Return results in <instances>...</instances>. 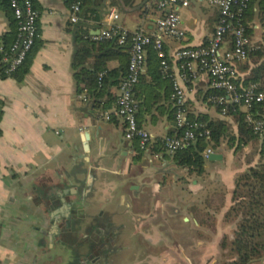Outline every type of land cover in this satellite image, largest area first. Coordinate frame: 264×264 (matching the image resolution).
I'll return each mask as SVG.
<instances>
[{
  "label": "crops",
  "instance_id": "1",
  "mask_svg": "<svg viewBox=\"0 0 264 264\" xmlns=\"http://www.w3.org/2000/svg\"><path fill=\"white\" fill-rule=\"evenodd\" d=\"M103 2L100 19L82 25L90 36L105 27L112 9L113 26L153 31L158 13L152 0H131L129 6L122 0ZM33 4L39 12L38 37L28 72L20 82L13 76L0 79V264H104L97 248L100 223L110 226V260L105 264H137L147 257L149 264H218L220 243L233 239L238 221L228 218L235 179L264 161L260 141L238 152L223 143L213 152L221 159H204L201 176L177 168L162 153L153 155L150 146L136 158L134 142L124 139L115 113L121 61L108 63L120 75L104 83L101 100L78 94L72 64L79 46L69 21L70 1ZM218 18L212 0H190L182 10L185 37L180 43L166 42L173 76L179 74L174 50L205 44ZM245 21L249 54L237 65L239 80L264 63V0H251ZM12 30L11 18L0 9V46ZM149 82L144 76L139 85L142 103V89L149 90ZM182 84L190 115L224 120L237 135L233 120L205 101L210 89L205 75ZM153 85L158 102L152 108L143 105L139 124L157 140L174 126L169 102L160 100L171 83ZM111 98L110 108L103 109ZM85 132L90 137L87 149ZM251 264H264V257Z\"/></svg>",
  "mask_w": 264,
  "mask_h": 264
},
{
  "label": "trees",
  "instance_id": "2",
  "mask_svg": "<svg viewBox=\"0 0 264 264\" xmlns=\"http://www.w3.org/2000/svg\"><path fill=\"white\" fill-rule=\"evenodd\" d=\"M70 5L73 0H69ZM81 10L78 14L80 21L75 25L76 37L78 42V49L73 60L72 68L74 71V80L78 86V94H87L88 97L93 98L95 102L101 100L103 97L104 83L109 80H113L119 77L120 69L123 76L127 70L128 64V47L117 46L114 41L102 40L94 41L92 36L89 35L88 30H85L82 25L86 21H98L100 19V12L104 8L105 4L103 0H80ZM124 5H131V0H122ZM251 0H247L246 7L242 12L235 16L231 20L232 27H241L245 30L248 36V28L246 26L245 16L250 8ZM151 8L155 9V5L152 0ZM0 9H2L11 18V26L13 30L4 36L5 41L0 46V59L3 54L8 51L10 45L14 41L16 33V21L14 19L12 10L8 0H0ZM236 8H234V12ZM230 33L227 34V39L230 40ZM208 42V41H207ZM207 42L205 44H207ZM203 44V45H205ZM35 52V45L32 51L24 61L23 65L11 76L22 81L27 74L31 59ZM165 60L167 62V72L164 71L161 66L162 58H160L151 46L147 47L146 56V74H142L133 89L134 100L136 103V119L140 126L139 116L143 109V105L146 107H154L157 104V98L154 95V85L161 80L171 83L169 91L163 96L164 99L169 102L172 110L170 116L173 120V129H171L166 137L179 138L185 129H192L194 126H198L196 132L208 131V135L204 137H197L194 141H191L187 146L183 147L179 151L172 155H166L163 146L162 139L152 140L150 150L153 155L164 154L170 158L173 164L180 169L187 170L190 174L201 176L204 174V154L207 150L215 152L219 149L223 143H226L228 148H234L238 152L243 146L249 142L259 140L258 135L252 129V126L246 121V114L241 105L224 104L218 105L210 101L211 97L222 96L223 92L219 90L209 89L205 93V101L213 104L217 112L223 117H230L237 125V135H233L228 123L224 120H210L205 115H190L187 112L186 121L188 126L185 128H176L174 123L175 109L170 100L172 94V81L169 75L172 73L169 70V57L164 45ZM249 54V53H248ZM113 59H119L121 61V68L119 70H110L108 63ZM239 65V63H237ZM165 72V73H164ZM167 74V75H166ZM144 76L149 78V90L142 89L144 93V102L137 96L139 85L143 81ZM250 77L245 80H239V89H245L249 85L255 86L256 93H262L264 95V63L260 64L256 69L252 70ZM0 77L3 75V66L0 67ZM186 80H192L191 76H187ZM143 95V94H142ZM114 102V99L108 100L107 103L102 105L103 109L110 108V104ZM187 104V103H186ZM225 109V113L222 115V110ZM187 110V109H186ZM251 117L254 121H260L264 124V100L260 103L253 104L251 107ZM193 130V129H192ZM134 142V148L136 150V158L143 153V150L139 149L138 143ZM261 157L264 158V147L261 146ZM232 199L234 205L231 208L228 218L232 220H238L235 230L233 232V239L228 240L224 238L220 243V249H229V258L222 264H251L253 261L261 260L264 257V161L261 160L260 164L255 167H249L244 173L238 175L235 179V188Z\"/></svg>",
  "mask_w": 264,
  "mask_h": 264
},
{
  "label": "built area",
  "instance_id": "3",
  "mask_svg": "<svg viewBox=\"0 0 264 264\" xmlns=\"http://www.w3.org/2000/svg\"><path fill=\"white\" fill-rule=\"evenodd\" d=\"M8 1L16 21V33L8 51L0 59V67L3 66L5 77L14 74L32 51L38 37L37 21L39 18V12L35 9L33 0ZM212 2L219 10V18L207 44L196 48L178 46L172 55L179 70L177 77L168 76L172 81L170 100L175 109V126L179 129L188 126L186 121L187 93L182 82L188 81L186 80L188 75L192 78L197 74H203L207 77L210 89L223 92L222 96L211 97L210 101L218 105H241L246 114V121L252 126L261 146L264 147V124L254 121L250 113L252 105L262 102L264 95L256 93L254 85H249L242 90L238 88L240 81L237 63L247 60L249 39L243 28L232 27L231 20L242 12L247 0H212ZM153 3L158 16L154 21L152 32H147L143 28L129 32L121 27L113 26L115 11L112 9L106 16L105 27L99 31L98 35L92 36L94 41H114L117 46L128 47L127 70L118 87L115 113L123 123L124 139L129 142L136 141L139 149L143 151L147 150L153 139L145 129L138 125L133 89L144 73L148 46H151L153 51L162 58L161 66L167 72L164 45L167 41L180 43L184 39L185 33L181 28L180 14L189 6L190 0H153ZM234 8H236L235 12ZM80 10V0H73L70 5V23L76 24L80 21L78 16ZM228 33H230V40L227 39ZM224 113L225 109L222 110V115ZM192 129H185L179 138H164L162 146L165 153L172 155L197 137L209 134L208 131L197 133L196 130L199 128L196 125ZM212 153L210 149L207 150L204 159L206 160Z\"/></svg>",
  "mask_w": 264,
  "mask_h": 264
},
{
  "label": "flooded vegetation",
  "instance_id": "4",
  "mask_svg": "<svg viewBox=\"0 0 264 264\" xmlns=\"http://www.w3.org/2000/svg\"><path fill=\"white\" fill-rule=\"evenodd\" d=\"M90 227L84 228V231L87 233L89 232ZM98 232H102L101 234V240L99 238V241L97 242V248L99 249V254L101 255V262L107 263L109 261V250H110V243H109V232H110V226L104 223H100L98 226ZM97 232V233H98ZM137 264H149V257L142 258L138 261Z\"/></svg>",
  "mask_w": 264,
  "mask_h": 264
},
{
  "label": "rangeland",
  "instance_id": "5",
  "mask_svg": "<svg viewBox=\"0 0 264 264\" xmlns=\"http://www.w3.org/2000/svg\"><path fill=\"white\" fill-rule=\"evenodd\" d=\"M128 21V20H127ZM128 24V23H127ZM128 27L129 28H131L130 27V25H128ZM185 188V187H184ZM177 190L179 191L180 190V193H181V195L182 196H187L186 194H185V192H182L183 191V189H178L177 188ZM186 191V190H185ZM165 197V196H164ZM171 199L173 200L172 202H174L175 201V193L171 196ZM165 215H161L160 217H164ZM170 220H168V222H169ZM169 223H173V220L172 221H170ZM221 250V249H220ZM229 249H226V250H221V252H220V254H219V256H218V261H219V263L218 264H222L225 260H227L228 258H229Z\"/></svg>",
  "mask_w": 264,
  "mask_h": 264
},
{
  "label": "water",
  "instance_id": "6",
  "mask_svg": "<svg viewBox=\"0 0 264 264\" xmlns=\"http://www.w3.org/2000/svg\"><path fill=\"white\" fill-rule=\"evenodd\" d=\"M96 35H98V33H96L94 36H96ZM83 139H84V148L87 149V143H88V141L90 139L89 134L87 132L84 133ZM219 159H221V156L219 154L212 153L205 160V163H208V162H210L212 160H219Z\"/></svg>",
  "mask_w": 264,
  "mask_h": 264
}]
</instances>
